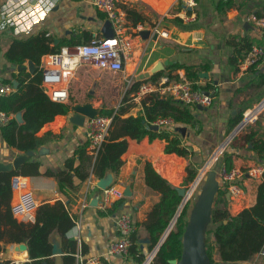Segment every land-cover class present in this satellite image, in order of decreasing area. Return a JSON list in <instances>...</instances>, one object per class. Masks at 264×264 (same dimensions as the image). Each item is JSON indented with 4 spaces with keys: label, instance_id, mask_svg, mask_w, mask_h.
<instances>
[{
    "label": "crops",
    "instance_id": "1",
    "mask_svg": "<svg viewBox=\"0 0 264 264\" xmlns=\"http://www.w3.org/2000/svg\"><path fill=\"white\" fill-rule=\"evenodd\" d=\"M29 1L31 5L45 3L48 6L45 18L40 23L33 25L32 32L27 35H16L12 28L0 30L1 79L10 77L12 72H17L12 68V63H9L4 56V52L15 37H27L36 32L46 31L58 40H69L73 37L75 41H81L82 36L78 35L82 30H89L93 36L102 34L101 27L106 18L100 19L97 14L98 10L89 3L79 0ZM219 1L196 0L192 11L194 12L193 20L184 21L181 20L184 13L179 7V0H140L132 8L134 7L135 10L148 16L150 22L133 27L128 21V30L133 36V50L124 69L112 73L92 65H90L92 68H87L86 64H80L70 79L68 97L71 84V95L77 100L83 97V90L88 85L96 86L95 95L105 94L107 89H111V84L106 81V74L120 75L128 84L130 80H149L155 72L160 70L163 75H185L183 68H172V65L175 64L194 66L207 64V69L198 71L196 84L198 86L209 85V91L213 95L211 105L207 107L200 105L201 109L198 108V105L189 107L198 120L194 128L188 125H172V127H186L184 135H181V142L190 152L188 158L175 153H164L165 141L158 138L151 141L147 137L140 141L128 139V148L120 157L119 170L117 173H113L111 185H115L123 191L120 208L113 214L102 213L104 210L89 205V201L97 189L89 191L88 203L85 207L82 205L85 181L81 182L76 189H69L62 193L58 189L56 180L51 176H20L21 180L25 182L23 190L31 195L35 206L42 203H53L56 200L67 205L70 215L75 220L74 226L66 233L67 238L76 241L74 264H82L83 261L90 264H137L128 254L112 255L108 254L107 250L110 243L117 239L115 217L121 210L131 215L135 223L134 230L137 233L138 242L142 246L147 243H142V240L148 239V235L141 223L146 219V214L151 207L159 201L160 195L145 184L144 163L150 162L153 168L175 188L186 187L189 183L180 184L183 178V168L178 173H174L175 176H172L171 169L164 168L162 170L159 163L167 157L175 156L182 162L184 160L186 164L191 161L199 171L198 169L213 157L214 152L219 149L218 147L232 131L230 121L239 114L243 116L264 99V79L261 80L259 76L264 71V64L259 67H241L239 64L237 66L230 64L229 58L233 54V47L226 42L232 37L236 39L245 37L252 44L264 45V32L248 19L250 15L264 12V0H229L231 4L221 12L216 7ZM20 2L21 0H0V11L4 7L19 5ZM177 18L180 20L177 21ZM150 23L158 24L159 31L165 29L167 36L162 37L154 31V25L151 26ZM140 29H150L158 36L154 39L151 34L148 38H142L138 34ZM55 39L54 44H56ZM24 64L27 65V61ZM157 64H161L162 68L154 71ZM201 72L207 73V77H200L199 73ZM88 96L91 97V93H88ZM101 100L99 98L97 102L101 104ZM89 101L93 107L96 106V101ZM127 101H131V104L124 105L123 102L122 107L126 109V112L122 117L140 115L142 110L140 99L130 93ZM76 103L77 101L74 104ZM83 103L86 102L78 99V104ZM257 112H260V116H255L253 121L247 125L248 127L243 129L240 135L225 147L228 154L232 156L233 167L247 170L255 164L264 166V108ZM71 113L70 110L68 114L56 115L52 121L44 124L38 131V136L45 133L53 135L42 145L47 151L42 154L35 152L32 156L33 160L40 162L41 170L51 169L56 172L63 169L64 160L72 156L79 145L87 142L86 124L79 126L70 123L68 116ZM167 127L169 128V126ZM250 132H255L253 144H246L243 137ZM207 147L209 148V157L202 154ZM219 151L215 154L216 158L219 156ZM18 154L21 152L8 146L0 136V162L8 163ZM93 180L97 181V178L93 177ZM217 180L220 187L221 180L219 177ZM74 182L78 181L74 179ZM259 182L260 180L245 175L242 181L243 198L229 197L228 199V209L231 214H237L243 208L255 203L256 187ZM126 187H128L129 195H124ZM16 192L13 193L12 205L18 201ZM17 220L20 221V219ZM49 240L51 244L61 249V253L52 254L53 264H64L62 258L65 252L62 248L60 235L53 232ZM15 246L14 243L4 245V251L0 254V262L12 260L19 264L28 259L27 249L15 250ZM144 247L143 252H145ZM89 259H96V263H91ZM214 259L218 261L219 256L215 254ZM262 261L256 254L249 261L234 264H263Z\"/></svg>",
    "mask_w": 264,
    "mask_h": 264
},
{
    "label": "trees",
    "instance_id": "2",
    "mask_svg": "<svg viewBox=\"0 0 264 264\" xmlns=\"http://www.w3.org/2000/svg\"><path fill=\"white\" fill-rule=\"evenodd\" d=\"M196 2V0H195ZM231 1L220 0L217 3V10H225ZM190 13V11H187ZM125 13L131 25L144 24L148 21L147 16L133 8H125ZM100 19H105V14L97 11ZM264 12H257L261 16ZM177 21L180 19H176ZM152 23H150L151 25ZM154 25V24H153ZM151 25V26H153ZM46 31L33 33L27 37H15L10 42L4 56L9 63L25 65L31 60L35 65V71L29 73L26 68L12 72L10 77L2 78L1 82L10 84L12 79L18 81L16 88L10 93L0 96V112L9 119L0 124V136L10 147L21 153L36 151L51 136L45 133L38 136L42 126L56 115H65L70 111L73 99L68 97L66 102L51 100L41 86V71L39 69L41 57L50 52H56L61 46H75L81 43H88L94 36L89 30H82L78 36L81 41L59 40L54 44V36L46 35ZM227 44L233 47V54L229 58L230 64L238 65L249 52L253 45L247 38H229ZM235 67V66H233ZM172 68H183L185 77L192 82L193 88H200L202 91H209L208 86H198V71L208 68L207 64L199 66L187 64H175ZM236 68V67H235ZM234 68V69H235ZM236 70V69H235ZM162 71L153 74L150 80L160 77ZM264 79V71L259 75ZM143 81H133L129 84L117 109L102 107L99 114L111 117L108 136L102 143L97 155L91 157L86 153L87 142L79 145L74 154L64 160V167L58 171L51 169L41 170L40 162L29 157L19 167L10 171H0V254L4 251V245L8 243H25L27 246L28 259L19 264H53L52 244L50 235L56 232L61 237L62 248L64 249L63 263H75L76 241L66 237V233L74 226L75 220L69 213L68 207L60 200L53 203H42L35 207L33 220L19 221L12 210V178L14 176H51L57 184L58 189L65 193L67 190H74L85 181L91 174L95 178L102 177L106 171L111 170L114 174L118 172L121 165L120 157L128 148V139L140 141L147 137L150 141L161 139L165 141L164 153H175L178 156L188 158L190 152L186 145L181 142V134L174 130V127H159L157 131L149 130L147 125L152 124L158 117L170 118L174 125H188L194 128L198 120L192 110L180 100L172 97H159L154 93L147 94L140 99L142 106L141 114L137 116L122 117L126 109L122 107L130 93L137 91ZM21 112L22 123L17 122L13 115ZM12 116V117H10ZM242 119V114L237 115L230 121V129L234 128ZM144 120V122H142ZM255 132L247 133L243 140L246 144H253ZM234 137L233 139H235ZM77 156V157H76ZM231 154L224 149L221 163L226 169L233 167ZM165 162L160 163L164 168L177 169L182 161L178 158L167 157ZM77 161V162H76ZM193 166V167H192ZM184 184L194 180L198 171L189 161L186 166ZM74 179L78 182L75 183ZM144 182L158 192L159 201L155 203L146 214V219L141 223L148 235L149 242L140 244L137 233L132 232L131 244L128 247V256L141 264L146 256V251H151L159 241L168 224L172 220L181 202L175 186L162 177L150 162L144 163ZM123 199L115 200L112 205L102 211L105 214H113L119 210ZM188 203L185 204L171 231L158 249L149 264H170L169 260L179 259L182 250V243L179 237L183 234L187 225ZM135 225V223H134ZM205 248L209 264H234L251 260L258 254L264 245V174L263 179L256 187L255 203L245 207L237 214H231L228 209L226 190L220 185L211 211V220L205 231ZM145 246V247H144ZM143 247L145 252H143ZM219 260L214 259V255ZM3 264H16L12 260H5ZM82 264H90L83 261Z\"/></svg>",
    "mask_w": 264,
    "mask_h": 264
},
{
    "label": "built area",
    "instance_id": "3",
    "mask_svg": "<svg viewBox=\"0 0 264 264\" xmlns=\"http://www.w3.org/2000/svg\"><path fill=\"white\" fill-rule=\"evenodd\" d=\"M89 3L96 10L105 14V18L111 23L113 30L112 37L104 35H94L88 43H80L69 47L61 46L58 51L44 54L40 59L39 69L41 71V86L47 96L57 102H66L68 99V83L73 77L77 67L84 63L90 64L95 68L107 72H119L124 69L126 61L131 57L133 50V36L128 30V18L125 8H132L133 5L140 0H79ZM179 7L184 15L181 20H193L195 0H179ZM190 8V13L187 11ZM48 6L45 3L30 4L29 0H21L20 4L13 7H4L0 11V30L12 28L16 35H27L32 31V26L40 23L46 15ZM256 27L264 32V14L261 16L250 15L248 17ZM158 24L153 26L154 31L158 32L162 37L167 36V31L162 29L159 31ZM46 35H50L47 33ZM264 64V45L253 44L246 56L239 62L241 67H259ZM133 82L128 81L127 86ZM13 87L10 84H4L0 78V96L11 92ZM154 93L159 97H172L180 100L188 107L197 105L209 106L212 103V93L205 94L200 88H193L192 82L185 75L164 74L154 80H144L134 92V96L141 99L147 94ZM251 113V111H248ZM247 113V112H246ZM245 113V115H246ZM9 117L0 112V124L5 123ZM250 121V120H249ZM111 117L95 115L85 121L86 132V152L95 157L108 136ZM152 124L158 127L172 128L173 121L170 118L158 117ZM168 128V127H167ZM222 153V152H221ZM218 159V158H217ZM219 178L221 186L229 193L230 198L242 199L244 190L242 181L245 175L256 180H262L264 174V166L255 164L242 170L241 168L232 167L226 169L220 163ZM91 174L85 180V193L82 205L85 207L88 203L87 196L89 191L97 189ZM25 182L20 176L12 178L13 193L17 190L18 201L12 205L14 216L20 221H29L33 218L35 203L31 195L24 191ZM22 191V192H21ZM99 202L97 207L100 210L108 209L112 203L123 197V191L115 185H109L105 189H101L99 193ZM115 227L117 231V239L108 246V254L126 255L128 247L131 244V234L135 230L134 221L131 215L126 211H118L115 217ZM261 259L264 258V245L257 254ZM91 263H96V259H89ZM18 264L17 262H15Z\"/></svg>",
    "mask_w": 264,
    "mask_h": 264
},
{
    "label": "water",
    "instance_id": "4",
    "mask_svg": "<svg viewBox=\"0 0 264 264\" xmlns=\"http://www.w3.org/2000/svg\"><path fill=\"white\" fill-rule=\"evenodd\" d=\"M190 10L189 7L186 8ZM245 24H248L245 22ZM102 35L105 37H112L113 30L111 27V23L108 19L104 20L102 27H101ZM138 34L142 38H148L150 35H153V38L156 39L158 34L156 32H151L150 29H140ZM59 40L55 39V43H58ZM12 68L16 69L17 71L27 68L29 73H33L35 71V65L31 60L27 61V65H11ZM162 68L161 64H157L154 68L155 70H160ZM200 77H207V73L201 72L199 73ZM13 88H16L18 85V81L13 79L12 81ZM205 94H208V91H204ZM264 107V99L258 103L256 107L253 108L251 111L255 114L258 110ZM101 108V107H100ZM100 108H94L91 102H86L83 104H74L70 107L72 113L68 116V120L70 123L74 125L83 126L85 121L89 118L94 117L95 115L99 114ZM198 108L201 109L202 107L198 105ZM17 122L22 123V115L21 112L16 113L13 115ZM247 117L244 113L243 118L237 123V125L232 129L226 139L222 142L223 149L226 145L231 141V139L240 131L244 125L247 123ZM144 122V120L142 121ZM149 130L157 131L159 129L158 125L156 124H149L147 125ZM175 131L180 132L181 135H184L186 127H174ZM220 145V146H221ZM220 146L218 148H220ZM251 146V145H250ZM44 151H47L45 147L40 146L36 151H27L25 153H21L16 155L9 161L8 163L0 162V171H10L19 167L23 164L29 157L34 156L35 152L42 154ZM216 152V151H215ZM214 152V153H215ZM216 154V153H215ZM213 154V156L215 155ZM211 159V158H210ZM210 159L203 165L200 171L197 173L196 177L192 181V184L189 189H185L183 187H176L178 194L181 196V202L173 216L172 220L168 224L167 228L165 229L164 233L161 235L159 241L154 246V248L150 251L149 255L146 256L144 261L141 264H149L152 258L157 253L158 249L164 242L165 238L168 236L169 232L172 229L174 222L176 221L177 217L179 216L180 212L182 211L183 207L187 203L190 194L194 191L197 184L203 178L202 175L207 173L206 176V186L204 191L199 195L197 201L195 202L194 206L191 209L190 216L188 223L185 227L183 234L179 237L182 243V250L179 259H171L169 260L170 264H209V259L206 253L205 248V231L206 227L211 220V211L213 207V203L216 197L217 190L219 189V181L215 177V170L212 171L215 167L220 165V161H213L211 165L207 167L208 162ZM204 173V174H203ZM113 182V172L111 170L106 171V173L97 179L95 185L97 190L92 195L89 205L96 207L99 202V193L101 189L107 188ZM124 195H129L128 187L124 190ZM226 199H229V193L226 192ZM149 242V239L142 240V243ZM15 250H26L27 246L25 243H18L14 247ZM61 253V249L56 247L52 244V254ZM262 263L264 264V258L262 259ZM3 264V262H0Z\"/></svg>",
    "mask_w": 264,
    "mask_h": 264
},
{
    "label": "rangeland",
    "instance_id": "5",
    "mask_svg": "<svg viewBox=\"0 0 264 264\" xmlns=\"http://www.w3.org/2000/svg\"><path fill=\"white\" fill-rule=\"evenodd\" d=\"M156 6V8H158V6L157 5H155ZM147 18H149L148 16H147ZM150 19V18H149ZM142 25V24H141ZM153 25V24H152ZM81 43V42H80ZM82 64H84V63H82ZM87 66H85V67H87V68H92V67H90V64H86ZM107 76H106V81L107 82H109L110 84H111V89H107L106 91H105V94H103V93H101V94H97V95H95V89H96V86H90V85H88L84 90H83V97L82 98H78L79 100H81V101H84V102H90L89 100H93V101H96V106H94V108H102V107H107V108H112L113 106V108H115V109H117L118 107H119V105H120V102H121V100L123 99V97H124V95H125V93L128 91V88L130 87V86H127V84H126V82L124 81V78H122L120 75H112V74H106ZM71 90H72V88H71V84L69 85V97H72V99H73V102H72V104H74L76 101H77V103H78V99L76 100L75 99V97L74 96H72L71 95ZM88 90H92V91H94V92H91V91H88ZM88 91V92H87ZM88 93H91V97H89L88 96ZM99 98L100 99H102L101 100V104L99 103V102H97V100H99ZM128 100V98L126 99V100H124V105H128V104H131V101H127ZM98 103V104H97ZM134 103V102H133ZM102 105V106H101ZM257 106V105H256ZM255 106V107H256ZM100 108V109H101ZM254 108V107H253ZM253 108L252 109H249V110H253ZM264 108V107H263ZM263 108H261V109H263ZM259 111V110H258ZM262 111V110H261ZM260 111V112H261ZM260 112H256L255 114H254V116H253V119H254V117L255 116H257V115H259V113ZM260 116V115H259ZM258 116V117H259ZM242 118H243V116H242ZM253 119H251L250 121L248 120L247 121V123L244 125V127L240 130V131H238L237 132V134L234 136V137H236V136H238V135H240V133H241V131H243V129H245V128H247L248 126L247 125H249V123L251 122V121H253ZM233 137V138H234ZM233 138L231 139V140H233ZM225 149V148H224ZM224 149H223V151H224ZM223 151H222V153H220L219 154V156L217 157V158H215V160H216V162L217 161H220V163H221V160H222V157H223ZM227 151V150H226ZM208 153H209V148L207 147L206 149H204L203 150V155L204 156H206V157H209L208 156ZM214 160V161H215ZM182 161V160H181ZM162 162H165V160H163V161H161L160 163H162ZM159 163V164H160ZM186 166H187V164L184 162V160H183V162H182V164H180L179 166H178V168L177 169H175V170H173V169H171V173H173L172 174V176H175V174L174 173H178L182 168V180L180 181V184H184L185 182H184V178H185V176H186V171H185V169H186ZM193 167V166H192ZM203 167V166H202ZM201 167V168H202ZM200 168V169H201ZM200 169H198L199 171H200ZM215 170V177H216V179L219 177V166H217V167H215L214 169H212V171H214ZM198 171V172H199ZM164 173H166V172H164ZM207 173H208V171L206 172V174H204V176H203V178L200 180V182L197 184V186L195 187V189H194V191L190 194V196H189V199L187 200V203H188V205H189V208H188V217H187V223H188V220H189V216H190V212H191V209H192V207L194 206V204H195V202L197 201V199H198V197H199V195L204 191V188H205V186H206V176H207ZM167 174V173H166ZM191 184H192V182H190L189 183V185H187L186 187H183V188H185V189H189L190 188V186H191ZM22 192V191H21ZM15 193V192H14ZM216 198V197H215ZM19 219V218H18ZM3 252V251H2ZM146 253V256H148L149 255V253H150V251H146L145 252ZM146 256H145V258H146ZM144 258V259H145ZM221 264V263H220Z\"/></svg>",
    "mask_w": 264,
    "mask_h": 264
},
{
    "label": "bare ground",
    "instance_id": "6",
    "mask_svg": "<svg viewBox=\"0 0 264 264\" xmlns=\"http://www.w3.org/2000/svg\"><path fill=\"white\" fill-rule=\"evenodd\" d=\"M253 116H254V114L251 112V113H249V112H247L246 113V117H247V120H251V119H253ZM220 150V151H219ZM219 151V154L223 151V145L215 152V153H217ZM215 158H216V156L214 155L211 159H210V161L208 162V164H207V167H209L210 165H211V162H213L214 160H215ZM204 174V173H203ZM202 176H204V175H202ZM15 192H16V190H15ZM17 193V192H16ZM12 248V247H11ZM10 250V249H9ZM17 253V252H16Z\"/></svg>",
    "mask_w": 264,
    "mask_h": 264
}]
</instances>
